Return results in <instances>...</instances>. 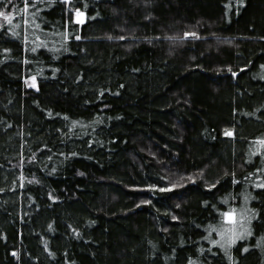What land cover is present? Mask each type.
I'll return each mask as SVG.
<instances>
[{"label": "trees", "instance_id": "obj_1", "mask_svg": "<svg viewBox=\"0 0 264 264\" xmlns=\"http://www.w3.org/2000/svg\"><path fill=\"white\" fill-rule=\"evenodd\" d=\"M28 4L0 0V264H264V0Z\"/></svg>", "mask_w": 264, "mask_h": 264}, {"label": "snow or ice", "instance_id": "obj_2", "mask_svg": "<svg viewBox=\"0 0 264 264\" xmlns=\"http://www.w3.org/2000/svg\"><path fill=\"white\" fill-rule=\"evenodd\" d=\"M9 3H11V0H9ZM32 6L34 7V5H32ZM24 7H25V9H27V7H29L28 0H24ZM10 15H11L10 13L6 14V13H4L3 11H0V16H4L6 19H7L8 16H10ZM77 15H79V16H83V13H81L80 10L77 9ZM10 22H11V21L9 20V23H10ZM81 22H82V21H81ZM191 35H195V33H192ZM5 51H8V50L5 49ZM33 51H35V49H33ZM233 75H235V73H233ZM32 79L35 80V77H33ZM225 134H226V135H231V133H225ZM261 143L264 144V140H262ZM257 171H259V169H257ZM257 187L264 188V184L257 185ZM247 199H248V197L246 196V197H245V200L247 201ZM245 211H247V210H245ZM251 211H252L253 213H255V210H254V209L251 210ZM224 215H225V216H230L229 213H225ZM242 218H243V217H242ZM250 219H251V217H249V221H250ZM227 233H235V229H233V228H229V229H227L226 231H221L220 235H221V237L223 238V237L226 236ZM243 235H251V230L246 228L245 231H244L243 233H241L240 236H236V237H234V238L225 239V240H222V241H216V240H214V241H212V243H213V244H219L220 247L224 249L225 254L227 255V254H229V249H230L231 245L234 244V243L236 242V239H237V238H242ZM244 251H248V249L245 248ZM190 264H191V262H190Z\"/></svg>", "mask_w": 264, "mask_h": 264}, {"label": "rangeland", "instance_id": "obj_3", "mask_svg": "<svg viewBox=\"0 0 264 264\" xmlns=\"http://www.w3.org/2000/svg\"><path fill=\"white\" fill-rule=\"evenodd\" d=\"M64 1H68V0H64ZM76 19H77L78 22H81V21L83 22V21H84V17H83V16H79V15H77ZM82 22H81V23H82ZM27 85H28L29 87H31V88H37V81H36V79L33 80V79L31 78L30 80L27 81Z\"/></svg>", "mask_w": 264, "mask_h": 264}]
</instances>
